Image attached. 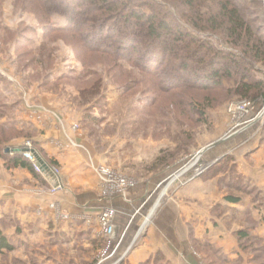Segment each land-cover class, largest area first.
<instances>
[{
    "label": "rangeland",
    "instance_id": "rangeland-1",
    "mask_svg": "<svg viewBox=\"0 0 264 264\" xmlns=\"http://www.w3.org/2000/svg\"><path fill=\"white\" fill-rule=\"evenodd\" d=\"M64 1L47 14L44 0H0V232L13 246L0 252V264H133L130 254L149 221L186 186L195 193L198 186L208 187L200 203L207 212L200 237L194 231L197 210L191 216L193 264H264V167L254 171L259 162L252 158L264 153V102L229 90L241 82L235 71V78L222 76L221 87H198L195 72L185 69L183 77L164 46L161 54H143L117 30L109 5ZM236 1L264 31V0ZM101 21L115 24L108 29ZM189 28L215 51L239 49L218 33ZM249 74L247 80L264 79V64ZM208 97L200 121L183 105ZM238 106L244 107L234 114ZM50 116L87 139L95 158L122 175L123 193L139 181L151 183L107 259V240L95 216L90 227L83 218L76 219L78 228L69 223L67 233L52 214L23 208L19 196L41 185L37 176L18 184L25 189L10 191L22 168L10 159L17 151L24 155L22 144L37 142L54 159L42 142ZM241 160H248L244 168ZM138 264L174 263L156 252Z\"/></svg>",
    "mask_w": 264,
    "mask_h": 264
},
{
    "label": "trees",
    "instance_id": "trees-1",
    "mask_svg": "<svg viewBox=\"0 0 264 264\" xmlns=\"http://www.w3.org/2000/svg\"><path fill=\"white\" fill-rule=\"evenodd\" d=\"M46 1L47 14L60 5L64 0ZM90 3H103L108 6L107 13H113L118 17L117 30L130 41L138 43L143 54H153L164 49L172 54L177 62L174 66L182 70L194 71V77L198 87H221L222 76L236 77L235 71L241 79L236 91L243 98H250L254 102H264V79L255 78L247 80L249 71L258 62L264 64V31L262 25L256 20L249 19L245 11L236 0H86ZM204 6L207 10H204ZM148 11H147V9ZM179 14V16H178ZM178 17V18H177ZM180 17H185L183 21ZM105 22L106 28L112 24ZM103 24V23H102ZM115 24V23H114ZM189 25L197 31H209L222 35V39L238 46V51H215L212 43L205 42L190 32ZM259 29H257V28ZM256 28V29H255ZM124 37V36H123ZM182 44H178V43ZM185 44V45H184ZM157 50V51H156ZM182 53V54H181ZM161 54V53H159ZM164 53L162 55H165ZM161 55V56H162ZM165 57V56H163ZM168 59L165 57L164 60ZM221 60L223 65L215 68L210 60ZM189 77H186L187 79ZM184 79V80H185ZM183 80V81H184ZM237 81V82H238ZM209 97L205 101L194 98L184 100V106L190 114H198L200 119L206 116V107L209 106ZM207 101V102H206ZM4 130L0 128V147ZM34 150L39 162L42 163L43 172L38 173L23 152L13 154L10 162L15 167H23L32 171L36 176L51 180V170L57 163L49 159L39 149L37 142ZM23 145V146H22ZM21 147H24L22 144ZM3 249H13L12 244L0 232V252Z\"/></svg>",
    "mask_w": 264,
    "mask_h": 264
},
{
    "label": "crops",
    "instance_id": "crops-1",
    "mask_svg": "<svg viewBox=\"0 0 264 264\" xmlns=\"http://www.w3.org/2000/svg\"><path fill=\"white\" fill-rule=\"evenodd\" d=\"M44 120L43 126L48 132H46L42 142H44V147L50 156L54 158V162H57L61 169L63 188L57 192H52L50 190L52 183L45 175L44 178L37 176L41 181L39 187H34L33 190L19 188L18 184L21 182L22 184L32 182V175L34 174L29 169L22 167L16 170V176L13 179L15 186L12 185L10 191L23 190L24 192L20 194L19 198L23 203V208L27 209L29 214L38 210H41L45 215L52 214L55 222L63 223L61 227L67 233L69 223L73 224L76 219L83 218L86 219L90 227L92 218L95 216L99 234L105 238L99 216L105 207H115L117 214L114 223L119 237H117V241H119L120 236L125 234L128 229L135 205L148 192L150 181H139L136 185L128 187L127 193H122L117 185H114L115 183L106 182L103 179L100 172L101 168L111 167L95 158L94 148L87 139L81 136L79 138L77 133L71 132L67 123L59 124L52 116ZM79 142L81 145L78 144ZM252 158L256 159L257 163L259 162L253 168L254 171L264 167V153L258 152ZM246 162L243 161V167L240 165V168H244ZM112 169L116 174L115 179L123 178L115 168ZM205 187L198 186L197 193H195L193 186L182 188L178 197L170 198L154 214L148 223L149 225L147 224L144 236L137 242L130 254V260L133 264L145 261L156 252H162L174 264L195 263L194 252L190 245V223L192 213L197 210L195 216L198 217V220L194 224L197 223L199 226L194 231L197 237H200L203 233L200 228L204 225V216L207 213L206 206L200 205L201 201L207 197L206 189L208 187ZM210 187V189H215L214 185ZM191 198L197 200L199 204L192 203ZM7 199L10 200V198ZM194 205L197 206L193 207ZM76 224L75 222L74 225L78 228V224Z\"/></svg>",
    "mask_w": 264,
    "mask_h": 264
},
{
    "label": "built area",
    "instance_id": "built-area-1",
    "mask_svg": "<svg viewBox=\"0 0 264 264\" xmlns=\"http://www.w3.org/2000/svg\"><path fill=\"white\" fill-rule=\"evenodd\" d=\"M243 107L244 106L242 107L238 106L237 109H231V110L234 114H237L238 110L242 109ZM23 148H24V157L30 162H32L36 172L42 173L43 166H42V163L39 162L37 155L33 153L34 152L33 143L31 141H28L24 143ZM100 172L102 174L103 179L106 182L115 183L114 185H117V187L122 193L125 191L126 186H127L125 181L122 180L123 178L115 179L116 174L113 169L103 167L101 168ZM51 175H52V178L50 181L52 183V186L50 190L52 192H57L58 190L63 188V183L61 180V177H62L61 169L57 166L53 167L51 170ZM116 214H117V209L115 207H105L99 216V220L102 226V231L104 235L106 236V240H107L106 250L103 253L104 254L103 257L104 258L106 257V259L109 258L111 255H113L114 251L116 250L115 244L117 242V236H116V226L114 223V218ZM119 244L120 242L118 241L117 246Z\"/></svg>",
    "mask_w": 264,
    "mask_h": 264
}]
</instances>
